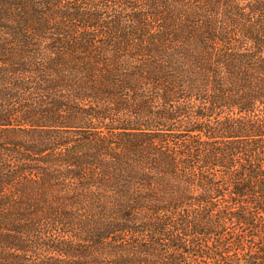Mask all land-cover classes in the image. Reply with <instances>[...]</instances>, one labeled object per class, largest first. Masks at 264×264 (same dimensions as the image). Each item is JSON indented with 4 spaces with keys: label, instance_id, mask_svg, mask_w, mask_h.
Instances as JSON below:
<instances>
[{
    "label": "trees",
    "instance_id": "1",
    "mask_svg": "<svg viewBox=\"0 0 264 264\" xmlns=\"http://www.w3.org/2000/svg\"><path fill=\"white\" fill-rule=\"evenodd\" d=\"M0 264H264V0H0Z\"/></svg>",
    "mask_w": 264,
    "mask_h": 264
}]
</instances>
